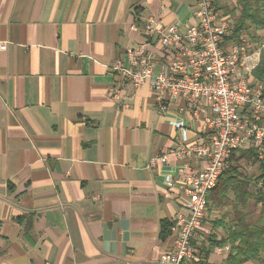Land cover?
I'll list each match as a JSON object with an SVG mask.
<instances>
[{"label":"crops","instance_id":"crops-1","mask_svg":"<svg viewBox=\"0 0 264 264\" xmlns=\"http://www.w3.org/2000/svg\"><path fill=\"white\" fill-rule=\"evenodd\" d=\"M214 4L224 14L237 0ZM195 12V0H0V264H162L173 247L164 224L186 212L165 175L185 158L150 163L179 148L177 122L186 147L201 142L211 112L195 117L181 98L162 112L149 81L130 85L112 65L150 42L158 73L168 56L147 21L185 32ZM249 210L261 222L262 204ZM208 214L184 264H226L230 250L209 238L226 237L235 217Z\"/></svg>","mask_w":264,"mask_h":264},{"label":"built area","instance_id":"built-area-1","mask_svg":"<svg viewBox=\"0 0 264 264\" xmlns=\"http://www.w3.org/2000/svg\"><path fill=\"white\" fill-rule=\"evenodd\" d=\"M195 23L181 32L179 25L159 28L150 18L145 33L160 44L168 61L156 73L155 57L150 42L127 52L128 65L116 61L112 71L135 87L150 82L155 101L164 112L178 98L195 117L206 109L208 133L195 146L186 147L187 129L177 122L183 140L179 148L151 160L150 165L166 164L169 159H184L176 175H165L171 189H180L185 197V213H179L170 227L173 247L161 256L162 264H184L195 259L194 241L207 216L208 194L219 184L231 163L233 153L254 148L264 160V81L254 72L264 56V44L254 43L248 32L238 42L225 46L232 35L230 22L214 4V0H195ZM137 27V26H136ZM135 27V28H136ZM5 45L1 47L4 50ZM119 91L113 93L118 100ZM192 157L203 160L200 171L192 168ZM217 252L230 246L216 247Z\"/></svg>","mask_w":264,"mask_h":264},{"label":"trees","instance_id":"trees-1","mask_svg":"<svg viewBox=\"0 0 264 264\" xmlns=\"http://www.w3.org/2000/svg\"><path fill=\"white\" fill-rule=\"evenodd\" d=\"M224 14L232 17L230 24L233 34L229 39L233 43L238 42L239 36L251 28L256 31L264 30V0H237L236 5L225 7ZM254 77L258 81H264V59L255 70ZM242 161H246L248 165L261 162L258 174H244ZM260 183H263L262 187H259ZM207 200L209 213L229 210L235 217V226L228 230L226 237L220 241L217 235L209 238L214 249L230 245L226 264H264V161H260L256 149L233 153L229 169L225 170L218 186L208 194ZM252 201L263 206L261 222L252 221L249 210ZM171 224H164V237L168 235Z\"/></svg>","mask_w":264,"mask_h":264},{"label":"rangeland","instance_id":"rangeland-1","mask_svg":"<svg viewBox=\"0 0 264 264\" xmlns=\"http://www.w3.org/2000/svg\"><path fill=\"white\" fill-rule=\"evenodd\" d=\"M247 32L249 33L250 37H252V40H253L254 43H259V44L263 43L264 44V30L256 31L255 29L251 28ZM263 59H264V56H262L261 62H260L259 65H261ZM260 161H264V160L260 159ZM241 165H242V172L244 174L248 175V176H251V175H257L258 174L261 162H258L255 165H248L246 161H242ZM208 213H207L206 219H205V221L203 223V227L200 230V233H199L200 236H201V234L204 235L203 231L205 229V224L208 221V219L210 218V214H208Z\"/></svg>","mask_w":264,"mask_h":264}]
</instances>
